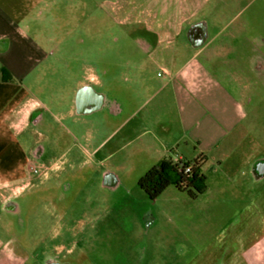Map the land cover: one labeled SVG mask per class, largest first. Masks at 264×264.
Returning a JSON list of instances; mask_svg holds the SVG:
<instances>
[{
	"label": "crops",
	"instance_id": "crops-1",
	"mask_svg": "<svg viewBox=\"0 0 264 264\" xmlns=\"http://www.w3.org/2000/svg\"><path fill=\"white\" fill-rule=\"evenodd\" d=\"M55 1L0 0V183L14 184L19 148L13 141H20L30 111H47V105L31 96L25 84L48 65L54 55L50 48L58 47L54 37H46L41 29ZM256 2L260 4L258 9H264V0L106 2L110 18L132 27L126 34L138 41L148 61L165 75L161 89L147 95L140 111L133 110L127 120L132 122L142 113L144 130L137 139L142 138L148 147L161 145L162 153L178 148L181 161H185V155L190 161L204 157L206 182V173L215 171L224 192L237 191L247 197L240 203L237 225L229 222L223 229L226 244L210 264H264V169L260 172L264 157L255 154L264 146L260 116L264 95L245 83L250 81L249 75H253L254 85L260 81L255 67H264L256 61L261 54L259 46L264 44V31L255 25L249 29L247 19L240 21ZM258 13L254 9L249 17L259 19ZM182 36L186 44L181 46L187 55L177 59V40ZM137 62L127 60L122 66L137 67ZM92 65L79 87L101 84V73ZM226 75L233 79V86L220 78ZM168 94L175 109L166 126L167 121L155 110L160 113L158 109L162 108L165 114ZM252 131L258 132L261 141H248ZM2 236L0 231V264H23L3 246Z\"/></svg>",
	"mask_w": 264,
	"mask_h": 264
},
{
	"label": "rangeland",
	"instance_id": "rangeland-1",
	"mask_svg": "<svg viewBox=\"0 0 264 264\" xmlns=\"http://www.w3.org/2000/svg\"><path fill=\"white\" fill-rule=\"evenodd\" d=\"M108 1L56 0L52 15L43 18L41 32L46 37L53 36L58 47L51 49L52 44L47 45L54 51L52 59L46 67L42 66L44 71L25 84L31 96L47 105L48 118L60 121L79 140L77 145L70 142L75 146L72 153L79 154L69 158L64 182L74 218L72 225L78 234L74 239L80 240V253L72 257V264H210L226 244L223 229L229 222L237 225L240 203L247 197L237 191L224 192L215 171L206 173V190L195 192V198L171 185L151 200L139 187V180L151 168L165 160L175 161L182 153L178 148L162 153L161 145L148 147L142 138L137 139L144 130L141 112L127 122L132 111L142 107L147 95L161 89L165 75L148 61L138 41L126 34L132 27L122 33L120 26L115 25L107 11ZM259 6V2L252 4L240 21L247 19L249 29L255 25L264 31V9ZM254 9L261 12L257 14L259 19L249 17ZM113 35L123 43H115ZM182 44H186L185 36L177 40V59L187 55ZM259 47L261 54L256 61L264 65V44ZM127 60L138 61L139 65L122 66ZM89 65L99 74L107 72L96 90L112 88L117 108L112 119L105 111L90 117L73 112V99ZM255 69L260 81L254 85L253 75H249L250 81L245 83L250 90L264 95V67ZM220 78L233 86L229 75ZM165 101V114L162 108L155 113L167 121V126L175 104L170 94ZM154 107L158 108L156 101ZM260 116L264 122V111ZM263 132L264 128L262 135ZM254 134L248 133V141H264L256 134L254 140ZM19 140L29 147L32 133L25 132ZM97 148L99 153L95 156ZM256 150L257 156L264 157V146ZM188 161L190 157L185 155L183 162ZM68 239L71 241L72 237ZM37 261L28 257L25 264Z\"/></svg>",
	"mask_w": 264,
	"mask_h": 264
},
{
	"label": "flooded vegetation",
	"instance_id": "flooded-vegetation-1",
	"mask_svg": "<svg viewBox=\"0 0 264 264\" xmlns=\"http://www.w3.org/2000/svg\"><path fill=\"white\" fill-rule=\"evenodd\" d=\"M113 21L122 32L129 28L122 22ZM114 42L123 43L117 37ZM104 74L100 75V86ZM96 85L85 83L78 88L73 99V112L80 117H90L105 111L112 119L113 111L117 110L112 88L108 86L101 92L96 90ZM45 113L40 108L30 111L25 125L28 130L22 131L23 134L32 133L29 147L21 141H13L19 148L15 156L18 160L14 172L16 178L13 185L0 183L2 244L21 258L23 264L28 257L38 259L37 264H72V257L79 256L80 240L74 239L78 234L72 225L74 218L64 182L68 177L69 158L79 154L72 153L75 146L70 142L77 145L79 140L60 121L49 119ZM64 137L67 138L65 141ZM98 153L97 148L94 155ZM141 179L138 185L148 196L140 186Z\"/></svg>",
	"mask_w": 264,
	"mask_h": 264
},
{
	"label": "trees",
	"instance_id": "trees-1",
	"mask_svg": "<svg viewBox=\"0 0 264 264\" xmlns=\"http://www.w3.org/2000/svg\"><path fill=\"white\" fill-rule=\"evenodd\" d=\"M204 157L193 161L173 163L162 161L151 168L141 179L140 186L151 199L158 198L169 186L173 185L181 191L188 192L194 198L195 192L206 190V176L203 174ZM190 168L187 172L186 169Z\"/></svg>",
	"mask_w": 264,
	"mask_h": 264
},
{
	"label": "built area",
	"instance_id": "built-area-1",
	"mask_svg": "<svg viewBox=\"0 0 264 264\" xmlns=\"http://www.w3.org/2000/svg\"><path fill=\"white\" fill-rule=\"evenodd\" d=\"M175 162H176V163H180L181 160H180V159H177V160H175ZM186 171L189 172V171H190V168H187Z\"/></svg>",
	"mask_w": 264,
	"mask_h": 264
},
{
	"label": "water",
	"instance_id": "water-1",
	"mask_svg": "<svg viewBox=\"0 0 264 264\" xmlns=\"http://www.w3.org/2000/svg\"><path fill=\"white\" fill-rule=\"evenodd\" d=\"M201 43H202V42H200V44H201ZM263 169H264V165H263V167L260 169V172L263 171Z\"/></svg>",
	"mask_w": 264,
	"mask_h": 264
}]
</instances>
